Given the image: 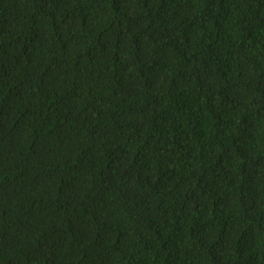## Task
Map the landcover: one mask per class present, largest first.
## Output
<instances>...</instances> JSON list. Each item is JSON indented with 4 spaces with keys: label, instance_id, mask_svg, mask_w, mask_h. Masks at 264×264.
I'll return each instance as SVG.
<instances>
[{
    "label": "trees",
    "instance_id": "1",
    "mask_svg": "<svg viewBox=\"0 0 264 264\" xmlns=\"http://www.w3.org/2000/svg\"><path fill=\"white\" fill-rule=\"evenodd\" d=\"M0 264H264V0H0Z\"/></svg>",
    "mask_w": 264,
    "mask_h": 264
}]
</instances>
